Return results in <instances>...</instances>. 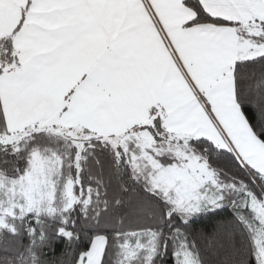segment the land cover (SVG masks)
I'll list each match as a JSON object with an SVG mask.
<instances>
[{"label": "snow or ice", "instance_id": "1", "mask_svg": "<svg viewBox=\"0 0 264 264\" xmlns=\"http://www.w3.org/2000/svg\"><path fill=\"white\" fill-rule=\"evenodd\" d=\"M0 264H264V0H0Z\"/></svg>", "mask_w": 264, "mask_h": 264}]
</instances>
